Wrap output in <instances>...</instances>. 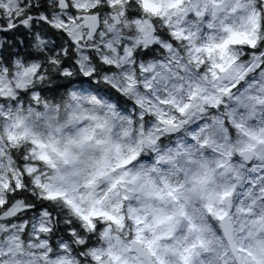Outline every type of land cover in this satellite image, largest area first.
<instances>
[{
  "label": "snow or ice",
  "instance_id": "obj_1",
  "mask_svg": "<svg viewBox=\"0 0 264 264\" xmlns=\"http://www.w3.org/2000/svg\"><path fill=\"white\" fill-rule=\"evenodd\" d=\"M0 264H264V0H0Z\"/></svg>",
  "mask_w": 264,
  "mask_h": 264
}]
</instances>
